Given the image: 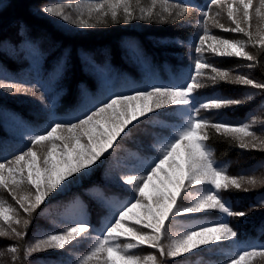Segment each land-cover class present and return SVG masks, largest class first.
<instances>
[{"label":"snow or ice","instance_id":"obj_1","mask_svg":"<svg viewBox=\"0 0 264 264\" xmlns=\"http://www.w3.org/2000/svg\"><path fill=\"white\" fill-rule=\"evenodd\" d=\"M213 5L226 9L227 18L235 27L215 20L220 12L213 14ZM70 7L71 4L63 3L46 5L41 11L77 28L87 29L109 23L130 24L136 20L179 25L190 10L189 5L173 0H147V3L142 0H82L75 5V16L65 11ZM252 10L264 24V0H259V6L254 5L253 0H208L200 10L202 34L191 45L196 57L185 83L113 95L77 120L53 121L46 130L29 134L30 146L11 158L0 160V187L19 205L18 210L0 200V221L4 225L0 226V238L24 240L41 206L47 207L73 183L102 165L134 128L145 119H152L153 113L176 107L185 116L184 123L161 142L158 156L142 161L139 166L132 164L121 174V184L128 186L124 191L134 195L114 208L104 228L92 237L94 246L79 264H168V261L180 264L176 258L195 255L209 247L219 248L225 242L238 244L239 232L227 218L242 222L252 211L264 208V194L259 195L247 210H236L221 193L231 189L247 193L257 185L264 186V178L229 175L226 167L216 163L214 152L206 142L214 131L230 139L241 150L264 152V124L257 126L255 117L232 122L225 119L222 112L253 100L256 93H247L240 98L200 99L197 90L207 87L204 81L213 85L224 82L247 86L264 95V80L234 74L205 58V53L235 57L247 61L244 67L250 70L261 64L264 30L257 29L255 34L251 30ZM210 19L223 32L241 33L247 39H229L211 33ZM249 46L258 54L248 51ZM0 89L9 93L27 91L19 85L4 82H0ZM41 99L53 104L52 98L46 95ZM212 110L216 112L215 119L200 115L202 111ZM147 189L152 190L151 194ZM185 199L190 203L185 205ZM83 207L82 201L73 200L65 207L67 223L63 231L37 235L32 243L23 247V258L28 264H32L33 254L66 250V246L94 231L84 219ZM211 213L222 215L213 219ZM181 216H198L200 219L187 222L180 230L172 232L171 227ZM121 238L124 243H120ZM142 245L155 249L159 255L137 254L135 250ZM4 248L13 254L15 264L21 249L11 244ZM254 257L264 259V245L239 249L227 264H251Z\"/></svg>","mask_w":264,"mask_h":264},{"label":"trees","instance_id":"obj_2","mask_svg":"<svg viewBox=\"0 0 264 264\" xmlns=\"http://www.w3.org/2000/svg\"><path fill=\"white\" fill-rule=\"evenodd\" d=\"M80 2L82 0H0V82L27 89L18 93L0 89V160L11 158L30 146L29 134L46 130L53 121L77 120L113 95L186 82L196 57L191 45L202 34L200 10L208 0H173L190 6L189 13L179 25L136 20L130 24L109 23L107 26L81 29L41 11L46 5L71 4L72 7L65 8V11L75 16V5ZM142 2L147 3V0ZM212 13H215L214 9ZM215 20L219 18L215 17ZM213 24L210 19L209 30L213 34L216 32L217 36L247 39L241 33L212 29ZM223 24L232 26L226 21ZM248 51L258 54L251 46ZM205 58L209 63L231 70L234 74L241 73L264 80V60L257 68L250 70L244 67L247 61L235 57H217L205 53ZM204 82L207 87L197 90L200 99L218 96L240 98L247 93H256L253 100L239 107L222 110L225 119L242 122L264 109V95L256 90L237 84L220 82L213 85L210 81ZM42 95L52 98L53 104L42 100ZM200 115L209 119L217 118L215 110L202 111ZM259 118L264 119L261 114ZM184 121L185 116L176 107L161 110L159 114L153 113L151 120L145 119L140 124V129L148 138L140 132L134 133V128L133 133L120 143L117 151L151 160L159 155L161 142L170 137L173 130ZM206 143L211 146L216 163L226 167L229 175H264L260 174L264 169V152L241 150L230 139L214 131ZM36 150L43 154L40 148ZM102 168L100 165L88 177L73 183L47 207L41 206L24 240L0 238V264H13V254L4 248V245L9 244L21 249L20 258L15 264H28L23 258V247L32 243L37 235L63 231L67 223L65 207L75 199L82 201L84 219L94 231L66 246V250L35 253L30 259L32 264H79L80 259L94 246L92 237L104 228L114 208L134 195L125 192L126 187L111 181L107 177L109 171ZM261 194H264L262 185H257L247 193L235 189L221 193L236 210H247ZM0 200L7 201L19 210V205L2 187ZM20 215H24L22 211ZM210 215L215 219L222 214ZM199 219L198 216L177 218L181 224H174L171 231L176 232L185 223ZM227 219L239 232L238 244L225 242L219 248L209 247L176 260L180 264H227L239 249L264 245V208L252 211L242 222H237L235 218ZM0 226H4L3 221H0ZM124 242V238H121L120 243ZM135 252L142 256L159 255L147 245H142ZM168 264L173 262L168 261ZM251 264H264V259L254 257Z\"/></svg>","mask_w":264,"mask_h":264},{"label":"rangeland","instance_id":"obj_3","mask_svg":"<svg viewBox=\"0 0 264 264\" xmlns=\"http://www.w3.org/2000/svg\"><path fill=\"white\" fill-rule=\"evenodd\" d=\"M253 4L256 5V6H259V0H253ZM212 9H214L215 13L216 12H220V16H218L219 18V22L223 24L224 21H226V23L231 24V22L228 20L227 18V13H226V9H221V8H218L217 6L213 5ZM212 11V10H211ZM252 16L254 17L255 16V12L254 10H252ZM214 23V21H213ZM251 30L253 31V33L255 34L257 32V29H261V30H264V24H261V22L259 21V19L257 17H254L251 21ZM231 27H235V25H232ZM219 29L218 27L215 26V24H213V27L212 29ZM215 35H217V33L215 32ZM260 114L264 117V109H260L259 111H257V114L255 116L256 118V121H257V126L258 125H262L264 124V119H260ZM174 119V118H173ZM250 120V119H249ZM137 132H140L142 133V136L143 137H146L148 138V136L146 135V133H144L142 131V129H140V125L138 127L135 128V132L134 133H137ZM133 133V131H132ZM118 149H116V151L114 153H112V155L108 156V159L104 161V163L101 165V168L103 166V168L101 170H107L109 171V173L107 174V177H110V180L113 181L114 183L120 185V186H123V187H126L128 188L127 185H122L121 182H120V176L121 174L126 170V168L132 164H136L137 166H139V164L144 161L142 157H140L139 155H134V154H130V153H121L119 151H117ZM134 155V156H133ZM98 168V167H97ZM96 169V168H95ZM94 169V170H95ZM93 170V171H94ZM90 172L88 175H90L91 173ZM104 172V171H103ZM264 173V169H262L260 171V174ZM85 176L83 177L82 179H85L86 177ZM262 176L264 175H257L256 177L258 179L262 178ZM81 179V180H82ZM161 179H163V177H161ZM79 180V181H81ZM77 181V182H79ZM149 194H151L152 190L151 189H147L146 190ZM132 193V192H131ZM134 194V193H132ZM188 203H190V201L188 199H185L184 200V204L187 205ZM137 212H139V210H136ZM189 217H193V216H181V217H177V218H189ZM131 221H129L130 223ZM178 222V221H177ZM178 224H181V222H178ZM181 229V227L179 228V230ZM147 231V230H145Z\"/></svg>","mask_w":264,"mask_h":264}]
</instances>
